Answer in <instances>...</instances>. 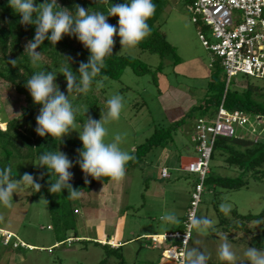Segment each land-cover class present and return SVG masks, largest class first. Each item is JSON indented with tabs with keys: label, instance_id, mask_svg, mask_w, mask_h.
<instances>
[{
	"label": "rangeland",
	"instance_id": "374dc122",
	"mask_svg": "<svg viewBox=\"0 0 264 264\" xmlns=\"http://www.w3.org/2000/svg\"><path fill=\"white\" fill-rule=\"evenodd\" d=\"M183 1L168 0V6L159 23L164 38L176 49V57L166 58L162 61L159 55L143 52L138 46L120 53L122 47L119 37L115 38L113 54L116 56H131L142 61L154 71H157L156 67H159L163 62L165 66L156 75L158 81L160 79L163 83L168 80L177 89L180 85L191 90L204 89L207 94L209 77L207 79L190 78L185 75L188 70L198 66L202 68L203 73L209 71L210 75H217V73H220L219 70H222L221 77L223 78H225V71L221 59L203 46L199 39V27L193 23L192 14ZM203 33L210 43H214L208 28H204ZM174 60L179 61V65L176 67L173 66ZM162 77L164 78L163 81ZM101 81H103V87L97 88L96 85H92L91 90L86 94L92 95L91 102L94 106L87 105V107L82 108V103L86 98L84 94L72 93L69 97L73 105L80 109L76 113V131H71L62 140H73L80 144L79 147L71 150L61 151L73 163V167L70 169L73 173V179L70 182H76L85 176L77 163L80 159L79 150L83 149L77 131L81 130L80 126L88 116L96 120L100 119L101 109L106 108V101L112 95L119 94L124 97V108L119 120L106 125L109 133L106 140L111 141L116 135H120L122 137L120 147L130 154H133L138 146L147 143L155 132L167 129L175 122L170 117L167 109L168 102H165L162 97L161 85L158 87L153 82L152 74L138 76L132 69L128 68L119 80L104 78ZM232 81L233 83L238 81V86L242 89L246 88L247 83H251L259 87L261 93L264 94V79L239 75ZM201 95L202 93H200ZM200 96H196L197 101ZM198 103H200V100ZM23 108V98L15 92L13 87L0 79V121L18 117L23 112ZM40 108L36 112V117L40 113ZM87 111L88 113H86ZM21 122L23 121L21 120ZM195 122L189 121L185 126L179 128L173 134V142L169 143L166 148L152 150L147 155L144 163L127 172L122 181L108 182L111 188L116 187L113 189L115 193L117 191L116 196L117 194L121 195L119 197L121 198L119 199V207L121 208L119 229L124 231L123 240H133L131 243H126L120 251L128 264H160L159 258L162 256V250L154 248V244L150 239L138 238L142 234L162 235L176 231L183 233L186 229L185 222L190 209L192 194L199 183V176L183 172L180 169V164L183 163L186 166L199 157L196 144L193 142ZM236 133L240 137L264 138V119L260 121L256 117H251L249 124L244 128L236 127ZM30 165L31 162L25 159L12 161V168L18 173L29 171ZM162 166L168 169L171 174L170 179H162ZM210 176L215 178L223 176L238 177L236 170L228 166L223 158L211 160L210 174L207 177ZM98 185L97 189L94 188L90 199L93 205H96L92 197L96 190H99ZM217 191L220 193L219 195L215 193L216 191L209 181L205 183L201 202L197 209V217H208L214 221V224L203 234L198 233V230L193 228L194 240L188 248L195 246L204 251L206 250L207 254H216V247L219 244L215 243L217 240L214 241L217 244L214 247L213 241L210 240L211 231L214 234L218 230L219 227L217 228V226L220 222L215 204L228 203L231 206L230 211L236 210L243 216H259L264 210V182L250 180L249 184L241 190L230 191L218 188ZM34 193L32 189L30 191L26 190L24 194L21 193L20 201L24 200L23 205L16 202L13 196V213L10 217H3L2 222L7 224L8 219L11 217L15 222H17V219L21 220V223L17 224L15 228L17 233L21 237L26 236V242L38 244L44 247L41 248L44 250L41 251L39 248H34L35 250L5 248L0 244V255L4 251L2 248L13 250L12 252L17 260L15 264H100L105 257V249L95 245L94 243L97 242L93 240L79 239L78 242L73 243L64 241L52 253L48 251V247L54 239L63 241L70 237H76V235H85L87 229L81 218L85 212L90 211V208H87L89 206L75 199L72 203H67V207H59L58 212L52 214L48 204H39L42 196ZM33 194L35 197L31 199L29 195ZM75 207L80 210V215L74 214L73 209ZM165 212H175L179 218V223L165 224L160 221L159 217ZM231 217L229 214L228 221L252 230V232H248L242 228L236 230V232L232 231V234L226 236L228 239L235 238L234 235L242 238V240L232 239L236 241L234 243H237V246H241L239 247L242 250L241 254L253 242L264 244V239L258 238L264 233L263 220H259L261 223L256 224L253 223L256 220L236 222L231 220ZM13 221H10L9 225L13 226ZM18 234L16 235L22 241ZM163 260H161V264L164 262L174 264L172 261ZM116 262L115 257L110 258V264ZM220 264H223V262L220 261Z\"/></svg>",
	"mask_w": 264,
	"mask_h": 264
},
{
	"label": "trees",
	"instance_id": "16d2710c",
	"mask_svg": "<svg viewBox=\"0 0 264 264\" xmlns=\"http://www.w3.org/2000/svg\"><path fill=\"white\" fill-rule=\"evenodd\" d=\"M43 2L44 0H37V4ZM124 2L125 0H110V3ZM153 2L156 4V11L148 21L151 31L138 44V47L143 52L159 55L164 61L166 58L176 57V49L166 41L159 24L162 14L168 6V0H153ZM183 2L186 6H189L195 0H184ZM58 4L70 10H74V5L79 4L85 9L92 8L91 11H103L108 6V0H105V4L99 7L98 0H58ZM20 19L21 17L9 7V0H0V79L13 87L15 92L24 100L23 112L18 117L0 121V168L6 166L12 168L13 160L22 161L25 159L30 161L29 171L26 172L32 174L36 182L41 185V191L38 195L46 198L51 213L56 214L59 207H67V203H72L75 199H68L69 193L67 189L60 193L51 194L49 182L52 177L46 168L37 167L35 164L39 163L38 157L45 151L71 150L79 147L80 144L73 140H54L51 136L42 138L36 133V112L41 106L34 103L25 85L27 79L38 71H59L66 65L63 57L71 59V68L78 75L79 64L88 61L90 52L75 36L65 35L55 46V49L52 50H48L53 46L48 40H45L42 47L37 49L39 52H44V57L38 65L33 66L26 55L22 56L24 55L25 45L34 38L35 27L33 25L25 26L20 24ZM108 22L118 27V17H109ZM197 26L204 29L202 25L198 24ZM116 37L119 36L117 35ZM10 59L18 60L16 67L8 63ZM178 65L179 61L174 60L173 66L176 67ZM163 66L165 64L162 62L159 67H156L157 71H154L142 61L131 56H116L113 54L106 58L104 68L97 75L92 85H96V81H101L104 78L119 80L126 69L130 68L138 76L152 74L153 82L159 87L156 75H158ZM219 71L220 73H217V75L212 74L209 76L207 94L200 100V103L191 107L179 119H175V122L170 127L155 132L147 143L136 148L132 154L134 159L126 165V174L144 163L147 155L152 150L155 148H166L169 143L173 142V134L179 128L185 126L189 121L211 119L222 105L229 112L241 111L259 120L264 119V94L261 93V89L251 83H247L246 88L242 89L238 86V81L234 83L232 81L227 88L226 74L225 78H223L221 77L223 71ZM56 83L59 85L60 90L67 94V82L62 74L57 75ZM91 96V94L86 95L82 108L87 107V105L94 106L91 102ZM216 158H223L224 162L234 168L238 175V177H207L205 183L209 181L217 195L220 194L217 191L218 188L238 191L245 188L250 180L264 182V138L260 137L258 141H255V138L240 136L232 139L220 137L214 145L212 154V159ZM26 172L18 173L12 168L11 178L19 179ZM87 180L88 183H85L84 176L76 182H70V184L74 189L82 192V195L77 199L78 201H82L84 205L89 207H95L96 205L90 202L94 188L98 184L108 183L110 180L108 178L96 180L91 176H88ZM219 205L215 204V209L220 219L218 227L222 228V230L236 231L243 228L245 231L252 232L250 228L247 229L228 221L229 214L232 216L231 220L236 222L247 220L264 221V210L259 216H243L236 210L225 214L220 211ZM73 210L74 214L77 215L79 209L75 207ZM260 237L264 239V233L258 238ZM94 244L105 249V257L100 264H110L111 257L117 259L115 264H128L124 255L120 252L122 250L121 247L113 249L109 245ZM263 245L257 242L251 244L252 247L257 248H264Z\"/></svg>",
	"mask_w": 264,
	"mask_h": 264
},
{
	"label": "clouds",
	"instance_id": "9594fccd",
	"mask_svg": "<svg viewBox=\"0 0 264 264\" xmlns=\"http://www.w3.org/2000/svg\"><path fill=\"white\" fill-rule=\"evenodd\" d=\"M103 4L105 0H98V7ZM9 7L21 17L20 24L35 27L34 38L25 45L22 56L26 55L33 66L38 65L44 57V52L37 49L42 47L45 40L53 46L48 50H52L65 35L75 36L90 52L88 61L79 64L78 75L71 68V59L62 56L66 65L59 71H38L26 81L25 86L34 103L41 106L36 117V133L42 138L51 136L54 140L61 141L71 131H76V113L80 109L73 105L70 95L73 92L86 95L91 90L93 81L105 66L106 58L113 55L117 35L122 47L120 53L136 48L150 34L148 21L156 11L153 0H125L124 3H110L108 0V6L103 11H91L92 8L85 9L79 4L74 5V10H70L59 5L58 0H44L39 4L37 0H9ZM109 17H118V27L108 22ZM17 61L10 59L8 63L16 67ZM58 74H62L66 79L67 94L62 92L56 83ZM96 87H103V81H96ZM123 108L124 97L119 94L112 95L106 101V108L101 109L100 119L88 116L80 126L81 130L77 131L83 144L77 163L85 174V183H88V176L96 180L108 178L113 182L124 179L126 165L134 156L120 147V135H116L111 141L106 140L109 134L106 125L119 120ZM38 161L35 165L46 168L52 177L49 182L51 194L67 189L68 199H78L82 195L81 191L74 189L70 184L73 179V173L70 171L73 163L65 153L59 149L54 152L45 151L38 157ZM11 173L10 166L0 168V205L9 208L12 207L14 194L25 188H31L35 193L41 191V185L32 174L26 172L21 178L12 179ZM39 204H48V201L42 196ZM230 207V204L224 202L219 205L220 211L225 214L230 211ZM159 219L165 224L179 223L175 212H165ZM188 223L190 228H195L198 233L203 234L213 226L214 221L204 216H192ZM253 223L259 224L261 221L256 220ZM78 240L73 238V242ZM25 244L29 250L34 249ZM120 247L121 245L113 249ZM216 256L223 264H264V248L248 246L238 256L226 236L219 243ZM185 257V264H207L210 258L204 250L195 246L187 249ZM162 258L165 259L163 250Z\"/></svg>",
	"mask_w": 264,
	"mask_h": 264
},
{
	"label": "built area",
	"instance_id": "2783aa9c",
	"mask_svg": "<svg viewBox=\"0 0 264 264\" xmlns=\"http://www.w3.org/2000/svg\"><path fill=\"white\" fill-rule=\"evenodd\" d=\"M187 8L195 25L199 24L209 29L214 43L208 41L202 28H199V39L207 50L221 59L227 88L239 75L264 79V0H195ZM250 118V115L241 111L229 112L222 105L211 119L196 121L193 142L196 144L199 157L190 162L185 169L190 174L198 175L199 183L192 194L185 222L186 229L183 233L176 231L148 237L154 248L163 250V257L167 261L185 264V252L193 238V228L189 227L188 222L190 217H197L217 139L237 137L236 127L244 128L249 124ZM259 138H255V141ZM161 177L165 180L171 178L167 168L161 169ZM72 242L73 239L68 240V243ZM0 244L13 249L28 247L15 233L2 229ZM103 244L111 245L113 248L119 246L112 241H103Z\"/></svg>",
	"mask_w": 264,
	"mask_h": 264
},
{
	"label": "crops",
	"instance_id": "0c3cea01",
	"mask_svg": "<svg viewBox=\"0 0 264 264\" xmlns=\"http://www.w3.org/2000/svg\"><path fill=\"white\" fill-rule=\"evenodd\" d=\"M200 72V73H199ZM199 73V74H198ZM187 76L191 77H199L201 79H207L210 76V72L208 71L206 73V71L203 73V70L201 67L195 66L194 69H189L188 72L185 74ZM164 80V78L162 77V81ZM159 85H161V92H162V97L165 100V102H168L167 105V109L169 111L170 117L173 118V120H177L179 119L182 115H184L191 107H193L194 105H196L199 100L203 99V97L206 95V91L204 89L202 90H191L188 87H182L181 85L179 86V89H177L176 87L172 86L170 84V82L168 80H165L163 83L160 81L159 79ZM186 90H184V89ZM192 91V93H191ZM194 91V92H193ZM200 93H202V95L200 96ZM200 96V98H198L199 100L197 101L196 96ZM195 131V128H194ZM195 133V132H194ZM186 160V159H185ZM183 169H182V168ZM187 165H183V163L180 164V169L183 172H187L186 168ZM162 168H166L165 166H162ZM161 168V169H162ZM110 184L108 183H100L98 185L99 190H96V192L94 193L92 199L93 202L96 203L95 207H87L90 208V211H87L83 214V217L81 218V221L83 222V224L85 225V228L87 229V231L85 232V235H76V237H70L68 239H86V240H93L94 242H103V241H113L114 243H116L117 245H121V249H123L124 245L126 243H131L133 240L128 239L123 240V236H124V231L119 229V224H120V210L121 208L120 206V201L119 198L121 195L115 193V189L116 187L111 188L109 186ZM97 189V187H96ZM26 190L30 191V188H25L23 191L18 192L17 194L14 195L15 197V201L16 202H20L22 203V205L24 204L23 201H20V195L21 193H25ZM35 194V193H34ZM33 195H29V197L32 199L35 196ZM15 202V203H16ZM24 208V207H22ZM14 207H1L0 206V229H5L7 231L13 232L15 234H18L16 231V227L17 224L21 223V220L17 219V222L13 221V218H9L8 219V223L3 224L2 222V218L3 217H10L13 213ZM80 210L77 211V215L79 214ZM6 213V214H4ZM10 214V215H8ZM13 221L14 225H9V222ZM220 223V222H219ZM16 225V226H15ZM218 228V226H217ZM248 229V228H247ZM245 231V230H244ZM236 232V231H233ZM213 231H211V241H213V246L215 247L217 244L215 243H220L223 238L225 236H228L229 234H232V231L228 230H222V228H218L217 231L214 232V234H212ZM165 234V233H164ZM234 234V233H233ZM19 235V234H18ZM155 235H161V234H153L150 235L148 233H144L141 236H139L138 238H146L148 239V237L151 236H155ZM20 236V235H19ZM235 238H229L230 240L232 239H238V240H242V238H240V236H236L234 235ZM21 237V236H20ZM22 241H24L25 243H27L28 245H30L32 248H44L39 246L38 244H32L31 242H26V236L23 235V237H21ZM66 240H59V239H54L53 242L51 243V245H49V249L48 251L50 253H52V251L59 245L61 246V243ZM31 240V239H29ZM194 240V236L193 239L190 243H192ZM217 240V241H216ZM229 240V241H230ZM214 241H216L214 243ZM236 241L232 240V245L234 247V250L236 251L237 255L240 256L241 255V249H239V247L241 246H237V243H234ZM249 242V241H247ZM190 246V244H189ZM188 246V247H189ZM250 247L251 244H250ZM218 249V247H216ZM4 251H2V255H0V263L1 264H15L17 262L15 255L13 254V250L10 249H5L2 248ZM9 250V251H8ZM44 249H41V251H43ZM20 252V251H19ZM206 252V250H205ZM207 253V252H206ZM209 255V260L207 262V264H212L211 262H216L213 264H220V261L217 259L216 254H208ZM162 256H160L159 258V263L161 264V260H162ZM163 261H167V259H164ZM163 264H166V262H164Z\"/></svg>",
	"mask_w": 264,
	"mask_h": 264
},
{
	"label": "bare ground",
	"instance_id": "6f19581e",
	"mask_svg": "<svg viewBox=\"0 0 264 264\" xmlns=\"http://www.w3.org/2000/svg\"><path fill=\"white\" fill-rule=\"evenodd\" d=\"M161 240H163V239H161ZM114 243V242H113Z\"/></svg>",
	"mask_w": 264,
	"mask_h": 264
}]
</instances>
